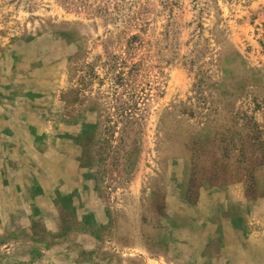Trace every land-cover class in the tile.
I'll list each match as a JSON object with an SVG mask.
<instances>
[{
	"label": "rangeland",
	"instance_id": "rangeland-1",
	"mask_svg": "<svg viewBox=\"0 0 264 264\" xmlns=\"http://www.w3.org/2000/svg\"><path fill=\"white\" fill-rule=\"evenodd\" d=\"M0 264H264V0H0Z\"/></svg>",
	"mask_w": 264,
	"mask_h": 264
}]
</instances>
